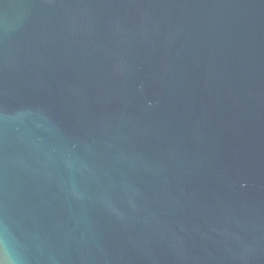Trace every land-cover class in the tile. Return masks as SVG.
Wrapping results in <instances>:
<instances>
[{"label":"water","instance_id":"water-1","mask_svg":"<svg viewBox=\"0 0 264 264\" xmlns=\"http://www.w3.org/2000/svg\"><path fill=\"white\" fill-rule=\"evenodd\" d=\"M0 264H264V0H0Z\"/></svg>","mask_w":264,"mask_h":264}]
</instances>
